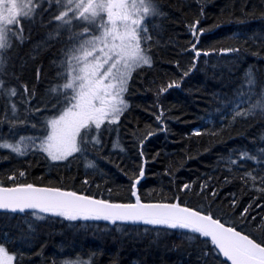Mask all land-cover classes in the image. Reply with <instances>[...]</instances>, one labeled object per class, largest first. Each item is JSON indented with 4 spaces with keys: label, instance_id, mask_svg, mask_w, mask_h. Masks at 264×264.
Here are the masks:
<instances>
[{
    "label": "trees",
    "instance_id": "trees-1",
    "mask_svg": "<svg viewBox=\"0 0 264 264\" xmlns=\"http://www.w3.org/2000/svg\"><path fill=\"white\" fill-rule=\"evenodd\" d=\"M146 3L149 62L130 76L117 136L111 122L102 126V146L91 153L99 171L80 155L52 162L40 150L17 158L0 149V185L33 183L131 202L145 159L143 201H179L264 246V0ZM65 11L59 0L42 4L7 58L10 81L26 87L30 100H44L36 107L61 99L55 115L72 102L69 58L94 30L72 18L65 24ZM0 245L16 264H228L189 231L38 212H0Z\"/></svg>",
    "mask_w": 264,
    "mask_h": 264
},
{
    "label": "rangeland",
    "instance_id": "rangeland-1",
    "mask_svg": "<svg viewBox=\"0 0 264 264\" xmlns=\"http://www.w3.org/2000/svg\"><path fill=\"white\" fill-rule=\"evenodd\" d=\"M45 1L0 0V149L15 152L17 158L40 150L52 162L80 155L86 168L99 171L91 153L102 146V126L111 122L107 128L117 136L115 125L126 105L124 91L130 76L137 66L149 62L142 42L147 36V0H60L63 6L70 7L65 24L72 18L78 20L76 24L85 28L90 25L94 30L81 50L69 58L70 74L65 87L72 89V102L64 104L57 115L54 107L61 99L55 97L43 108L36 107L44 100H30L26 87L23 90L13 84L7 63L18 48L14 42L20 45L25 38L21 27L34 19ZM26 111H31V119L24 124ZM0 264H16L13 254L1 245ZM61 264L91 262L78 258L65 259Z\"/></svg>",
    "mask_w": 264,
    "mask_h": 264
},
{
    "label": "water",
    "instance_id": "water-1",
    "mask_svg": "<svg viewBox=\"0 0 264 264\" xmlns=\"http://www.w3.org/2000/svg\"><path fill=\"white\" fill-rule=\"evenodd\" d=\"M145 164V163H144ZM146 165V164H145ZM137 182L144 179L146 167ZM133 201L115 203L59 187L35 184L0 185V211L41 212L67 220H89L181 229L201 235L229 264H264V246L243 232L221 223L179 201L144 202L139 188L133 187Z\"/></svg>",
    "mask_w": 264,
    "mask_h": 264
},
{
    "label": "bare ground",
    "instance_id": "bare-ground-1",
    "mask_svg": "<svg viewBox=\"0 0 264 264\" xmlns=\"http://www.w3.org/2000/svg\"><path fill=\"white\" fill-rule=\"evenodd\" d=\"M144 160L145 159H143V162H144ZM146 161V160H145ZM144 163L142 164V167H141V170L143 169V167H144ZM145 167H146V165H145ZM141 170H140V172H141ZM140 172H139V175H138V177L136 178V179H134V181H133V186H132V192H133V187L136 185V183H137V187L139 188V191H140V186H141V184H142V182L146 179V172H145V176H144V179L141 181V182H137V179L140 177ZM89 196H92V195H89ZM92 197H95V196H92ZM95 198H98V199H101V200H106V199H102V198H99V197H95ZM106 201H110V200H106ZM110 202H115V201H110ZM115 203H124V202H115ZM194 209H196V208H194ZM196 210H198V211H200L201 213H204V214H208V213H206V212H203V211H201V210H199V209H196ZM0 212H7V211H0ZM34 212H36V211H34ZM10 213V212H9ZM214 217V216H213ZM215 218V220H217V221H219V222H221V223H224V224H226V225H228L227 223H225L224 221H222L221 219H218V218H216V217H214ZM213 246V245H212ZM214 247V246H213ZM215 248V247H214ZM216 249V248H215ZM216 251H217V249H216ZM217 253L222 257V255L217 251ZM223 258V257H222Z\"/></svg>",
    "mask_w": 264,
    "mask_h": 264
}]
</instances>
